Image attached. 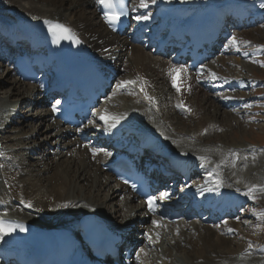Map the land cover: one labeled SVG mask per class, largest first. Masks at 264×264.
<instances>
[{
  "label": "bare ground",
  "instance_id": "obj_1",
  "mask_svg": "<svg viewBox=\"0 0 264 264\" xmlns=\"http://www.w3.org/2000/svg\"><path fill=\"white\" fill-rule=\"evenodd\" d=\"M242 1L246 2L243 6H239ZM213 3L221 6L222 19L227 18V21L235 26L233 31H231L233 34L232 40L235 38L236 45L242 50H248L250 46L260 43L261 39L264 38L262 34L264 33V0H154V2L153 0H144L145 7L140 6L141 0H132V21L137 19V17L147 16L148 19H137V25L139 26L144 21L153 18H158V21H160L161 17L168 10H173V8L192 5L206 6ZM0 15L5 18L16 19L17 25L40 24L46 20H57L71 27L98 54L103 57L106 55L107 60L114 58L113 55L117 48H124L123 60L115 63L126 74L123 79H119L118 85L106 98L104 104L99 107V113L102 111L104 117H108V119H104V123L100 127L103 129L107 128L112 122L116 120L126 121L128 117L136 118L138 122L148 127L154 137L160 139V144L163 145L162 152L174 154L176 156L174 158L181 159L183 162L185 161L184 156H186L187 161L184 164L187 170L189 172H197L203 176L201 180L197 181L190 178L188 184L193 181L191 184L201 187L204 184V179L214 178V187L217 185L218 188H226L228 195L231 194L235 197L234 195L239 192V196L232 200L233 202L225 205L221 202L218 207H214L217 209H215L213 217H210V219L203 217V220L195 228L190 229V224L187 225L188 227L182 226L183 230H185L182 235H168L169 243L176 252L183 251L185 253L184 260L188 264H264V256L253 254L252 248L242 245V241L247 239V232L253 230V223H245L243 225L245 228H242V226L239 228L235 220L231 223L224 221L222 222L223 224L225 223L223 232H219L222 229L216 230V227L209 225L215 220L222 218H236L235 213H231V211L234 210L236 205L241 208L243 202H246V204L253 201L259 202L264 207V164L262 159L260 160V158L247 153L248 150L246 151L244 147H236L235 145L234 147L228 144L231 142V138L229 133L223 130L228 128V124L231 123L233 118L232 115L237 113V111L220 109L219 106L213 104L216 100L213 98L215 102H212V96L209 94V91L219 88L214 83L217 78L222 84H226L222 79L228 74L229 66L232 65L230 61L222 57L217 63V69H224L225 73L220 72L219 75L215 76L210 71L208 75H201L202 73L200 72L203 69V71H206V64L198 69V78L190 79L187 82L186 78H188V75H183L181 77L182 81L178 84L179 90L176 87L173 91L169 87L168 92L172 96V109L174 111L171 112L164 103L165 99H163V93L160 91V85H158L165 83L166 70L170 69L167 60L153 57L150 51H147L145 45L140 43L133 44L128 34L118 38L106 31L104 22L97 12L96 3L92 0H0ZM232 53L236 54L233 51ZM250 57L247 62L256 59L254 56ZM237 65L235 80L237 78L242 80L241 71L244 67L240 63ZM2 66L4 65L2 60H0V68ZM137 74L143 77V79L138 78V80L144 87L150 89V95H154L160 102L157 109L146 107L150 103V98L148 99L146 95L143 96L131 90H129L130 94L128 95L118 94L122 89L127 90V88L132 87L129 81L136 78ZM14 75L15 73L11 67H6L5 77L0 80V93L4 91V85L8 84L10 78L14 77ZM187 83L194 84L197 89L187 90ZM201 83H204L205 87L202 88ZM12 84L14 85V91L13 93L11 92V97L4 101L8 104H0V117L2 119L9 117L16 113L17 108L20 111L25 108L28 111H32L30 120L32 121L35 118L40 128L35 131V123L28 122L29 117L25 118V115L20 123L21 127L16 131L17 139L35 138L36 135L46 131L49 132V137L51 135L50 146H53L52 148L54 149L59 142L58 146L61 149L60 142L63 131H55L58 123L50 119V114L47 110H40L38 113H34V111L38 110L36 104H40L42 98L36 95L32 103H28L24 97L28 95L31 98L35 94V89L29 86L25 91H20L22 83L16 78L13 79ZM150 84H153L152 88H150ZM225 94L221 95L222 100L219 103L226 109L228 107L225 104L236 106L237 103L233 102L231 96ZM14 96L18 97L15 102H12L11 100ZM243 97H245V93H243ZM6 112L9 114L4 116L3 114H6ZM111 117H116L117 119L113 120ZM189 117L195 119L193 124H190L191 120L188 119ZM15 119L12 120L13 124L16 122ZM97 124L98 120L93 117L91 125L97 127ZM23 131L24 133L20 135ZM134 133L135 130L132 131V134ZM34 138L33 140H35ZM75 144L76 141H69L64 146L66 150L61 151L59 149L53 153L54 162L50 165L52 173L44 183L48 194L46 199L36 197L39 188L29 179L22 180L19 173L13 176L16 179H20L17 185L13 184L8 175L11 172L14 173V171L6 170V174L3 175L4 164L8 154H6L7 152H2V148H0V160L4 159V163L0 161L2 162V174L0 177L11 195L10 198L9 195H6L5 190L3 191V199H0L3 202L7 201L5 203L7 209L4 214L0 215L23 219L30 225H35L36 229L42 230H47L48 228L74 229L81 216L92 212L107 218L109 216L114 217L115 212L121 211L115 215L118 217L117 221H122L126 218L130 211V202L128 198L120 197L123 193L122 186L115 185L109 176L103 175V171L100 168V162L107 161L111 157L110 154L98 149L95 150L93 155H88L84 146L77 149L74 147ZM46 145L47 143H44L40 146L41 152H46L44 147ZM57 157L63 158L62 161L59 160L62 163L61 167L55 164ZM248 162L254 167L251 169L250 174L244 171L242 167L240 169V165L243 166L242 164ZM11 163L16 168L17 165L21 167L19 162V164L13 161ZM57 167L58 169L56 170ZM249 178L255 179V186L250 185ZM83 180H86L88 188L95 190L96 193H84L83 195L82 187L79 185ZM236 180L237 182H234ZM185 181L186 179H183V184ZM104 188H108L109 192L105 193ZM208 189L215 192L210 186H208ZM12 194H14L13 197ZM100 200L101 202H99ZM109 200H116L117 211H111L106 207V203ZM245 216H248V214ZM140 217L137 214L136 218ZM258 219V217L255 218L254 223L258 222ZM206 222L209 223L207 224ZM124 228H127V226L125 225ZM143 229L142 231L145 234L142 235L141 241L147 242L149 246H155L157 240H159L158 234L160 233L157 224L151 223L147 225V228ZM187 229H189V233L186 232ZM131 231L133 232L134 230ZM225 231L229 234L237 232L238 236L234 234L237 237L234 238L237 245L236 250L230 247L226 249L227 245L229 246L230 239L224 235ZM169 232L171 233V231ZM195 232H198L200 237L206 242V249L199 247L200 243L198 242V236H195ZM185 240H193L194 242L188 244ZM3 243V241L0 242V264L11 258L9 251L3 249ZM163 250L167 257L170 256L168 248ZM138 255L143 257V261L149 262L146 245L139 250Z\"/></svg>",
  "mask_w": 264,
  "mask_h": 264
},
{
  "label": "rangeland",
  "instance_id": "obj_2",
  "mask_svg": "<svg viewBox=\"0 0 264 264\" xmlns=\"http://www.w3.org/2000/svg\"><path fill=\"white\" fill-rule=\"evenodd\" d=\"M132 7V4H131ZM264 35V33H262ZM224 49L221 48L220 50V55L214 58L210 63L207 64V67L205 68L206 71H202L204 73L203 75L210 73V71L213 73V75L217 76L220 74V72L225 73L224 69H217V63L220 61L222 57L227 59L232 63V65L229 66L228 69V74L223 77L222 80L224 82H229L234 84H238V88H227L224 90L225 95H230L231 98L233 99V102L237 103L236 106L232 105H226L229 108H225L224 106L221 105L220 100H222V96L224 93H220L218 95L216 92H209V94L212 96L211 101L215 102L213 98L216 100L215 103H213L216 106H219L220 109L222 108L223 110H234L237 111V113H234L232 115V121L231 123L228 124V128H224L223 131H227L229 133V137L231 138V142L228 144L230 146H236V147H244L247 151V153L252 154L254 157L262 159V162L264 164V38L261 39L260 43H256L255 45H252L248 48V50H242L240 47L236 45L235 42H233L232 38L231 40L227 41L224 44ZM229 48V49H228ZM117 53L118 58L121 57L122 52L121 49L117 48ZM224 50V51H223ZM226 50V51H225ZM232 51L236 54H233ZM225 52V53H224ZM228 52V53H227ZM250 56H254L256 59L247 62ZM238 63L244 67V69L241 71L242 74V80H239L236 78V69H238ZM203 69V68H202ZM209 69V70H208ZM204 70V69H203ZM6 74V68L2 66L0 68V80L5 77L4 75ZM125 77V76H124ZM14 77L10 78V82L8 84L6 83L4 85L5 89L0 93V104H8L4 102L8 98L11 97V92L13 93V87L14 85L12 84ZM218 79V78H217ZM226 79V81H225ZM219 80V79H218ZM221 82V81H220ZM227 84V83H226ZM160 85V91L163 93V99L166 107L172 112L171 104L169 101V95L166 93V87L165 83L164 84H158ZM29 87L26 84L22 83V86L20 87V91H25V89ZM234 87V85H233ZM163 88V89H162ZM245 93V97H243V93ZM165 95V96H164ZM18 96H14L12 98V102H15V99H17ZM243 97V98H242ZM24 98L28 99L27 101H30V96L26 95ZM9 101V100H8ZM11 101H9L11 103ZM26 101V102H27ZM169 101V103H168ZM17 102V101H16ZM35 107V106H34ZM258 107V108H257ZM219 111L221 112V110ZM236 109V110H235ZM18 110V109H17ZM22 110L19 113L25 118L28 116L29 120L31 117V112L32 111H26ZM38 111H34V113H38ZM250 116V117H249ZM191 120L190 124H193L195 122V119L188 118ZM28 122H33L35 123L34 130L37 131L39 127L38 121L34 118L32 121L30 120ZM23 120L12 122V125L10 124V127L1 132L2 134L0 135V148H2V152H7V158L6 160L10 159V161L5 160L4 164V172L3 175L6 174V170H11L14 171V173L8 174L10 176L11 181L13 182L14 185H17L20 181V179H16L13 176L15 174L18 175V173L21 175V179H29L32 181L33 184H35L39 189L37 191L36 197L39 198H44L46 199L48 197V194L46 193L45 190V182L47 179H49L51 175V164L54 162V156L48 151V146L49 144V132H42L36 137L32 138H21L17 139L18 135L16 134L17 130L21 127L20 123ZM230 125V126H229ZM38 126V127H37ZM37 127V128H36ZM33 130V131H34ZM221 130V129H220ZM26 132V131H25ZM20 133V135H22ZM33 138L35 140H33ZM21 140V141H20ZM18 141V142H17ZM54 142V141H52ZM44 143H47L45 147L46 152H41L40 151V146L43 145ZM65 143V141H64ZM57 144V143H56ZM59 145V142L57 146ZM66 144H61V147H64ZM234 146V147H235ZM51 147V146H50ZM53 147V146H52ZM53 149V148H52ZM4 150V151H3ZM38 152V153H37ZM24 156V157H23ZM26 156V157H25ZM262 157V158H261ZM63 159V158H62ZM60 157L56 158V165L58 167H61L60 161H62ZM4 160V159H3ZM3 160H0L4 163ZM14 163L17 162V164H21V167L17 168L16 166L14 167L13 164L11 163L12 161ZM60 160V161H59ZM0 162V175L2 174V165ZM19 162V163H18ZM249 163V162H248ZM242 164L243 166L240 165V169L246 171L247 173L250 174L252 165L249 163ZM249 166H248V165ZM60 165V166H59ZM56 168V170L58 169ZM106 173L103 172V175ZM18 182V183H17ZM234 182H237L234 181ZM249 182L251 186H255V179L254 178H249ZM82 187V194H92L93 192L96 193L95 190L88 188V184L86 180H83L79 184ZM5 190L6 195H9L11 198V195L9 194L7 188L5 187V183L2 182L1 177H0V198L3 199V191ZM101 190H103L101 188ZM104 192L108 193V188H104ZM14 194H12L13 197ZM9 198V199H10ZM0 199V210L5 211V207L3 205V200ZM5 200V199H4ZM117 200V199H116ZM116 200H109L106 203V207L110 209L111 211H117L118 206L116 205ZM101 202V200L99 201ZM243 203V208L240 209H235V211H239L236 218H231L227 219L226 221L228 223H231L233 220L237 221L238 227L240 226L243 227L245 223H253L252 225L253 230L247 232V239L242 241V245L249 246L253 250V254H256L257 256H264V207L262 204L260 205L259 202H248ZM245 205V206H244ZM119 212H115L114 218L116 217L115 215ZM243 212V213H242ZM248 214V216H245ZM259 218L258 222L254 223L255 218ZM118 217H116L117 219ZM225 221V220H224ZM197 223L190 224L189 228H195L197 226ZM225 224V223H224ZM224 224L222 222H218L215 224H209L213 227H216V230H221L219 232H223ZM188 227V226H187ZM178 229L179 234H183L185 230H183L182 227H176ZM183 231V232H182ZM160 232V231H159ZM187 233H189V229L186 230ZM232 234V235H231ZM231 234L227 233L225 231L224 235H226L227 238H229V246L227 245L226 249H229L228 247L232 248L233 250L237 249V245L235 243L234 238L237 235V232H232ZM234 234L236 236H234ZM159 235V234H158ZM195 236H198V243L200 248L206 249V242L200 237V234L198 232H195ZM163 243L158 246V248L154 252H150V261L148 264H188L185 262L184 257L185 253L183 251L176 252V250L172 247V245L169 243L168 238L166 234L164 233L163 237ZM237 238V237H236ZM216 239V238H215ZM232 239V240H231ZM175 240V238H173ZM187 241L188 244L194 242L193 240H185ZM173 242V241H172ZM165 248H168L170 250V256L167 257V254H164ZM261 264V263H260Z\"/></svg>",
  "mask_w": 264,
  "mask_h": 264
},
{
  "label": "snow or ice",
  "instance_id": "obj_3",
  "mask_svg": "<svg viewBox=\"0 0 264 264\" xmlns=\"http://www.w3.org/2000/svg\"><path fill=\"white\" fill-rule=\"evenodd\" d=\"M154 2V0H153ZM99 3L108 6V7H112L113 6V0H99ZM141 7H145L146 5L144 4V0H141ZM106 18L109 20V22L111 21H115L117 19H119V15L116 13H105ZM137 19H148L147 16H141V17H137ZM55 30H59V32L61 33H66L68 31L67 28L64 27V25L61 24H56L53 26H50V31H55ZM63 38H68V37H63ZM233 42H235V38H233ZM173 72L176 71H182L179 69H172ZM129 83H134V81H129ZM173 84L174 86L177 87V90H179V86L176 84V77L173 76ZM56 103H59V101H57ZM53 110H55V105H53ZM101 119H108V117H104L102 116ZM111 119L116 120V117H111ZM114 126V125H113ZM203 159V158H201ZM162 195H167L166 193L162 194ZM148 206H149V210H152L153 208V198L149 197L148 198ZM153 223H156L155 221ZM5 231H10V229H6L3 222H0V234H3Z\"/></svg>",
  "mask_w": 264,
  "mask_h": 264
}]
</instances>
